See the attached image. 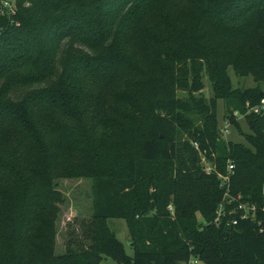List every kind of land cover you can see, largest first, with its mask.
Returning a JSON list of instances; mask_svg holds the SVG:
<instances>
[{
    "label": "trees",
    "instance_id": "1",
    "mask_svg": "<svg viewBox=\"0 0 264 264\" xmlns=\"http://www.w3.org/2000/svg\"><path fill=\"white\" fill-rule=\"evenodd\" d=\"M16 5L0 14V264H264V113H246L264 90L228 75L264 84V0ZM218 100L247 144L221 138ZM72 178L93 181L88 244L57 256L56 181ZM110 219L127 223L132 256Z\"/></svg>",
    "mask_w": 264,
    "mask_h": 264
},
{
    "label": "rangeland",
    "instance_id": "2",
    "mask_svg": "<svg viewBox=\"0 0 264 264\" xmlns=\"http://www.w3.org/2000/svg\"><path fill=\"white\" fill-rule=\"evenodd\" d=\"M228 75L231 78L233 89L245 90L248 88L259 87L264 90L263 83H257L255 77L250 76H239L232 68L229 69ZM203 82L205 89L198 93L197 96L203 97L206 101H209L214 97L212 90V84L209 80L208 74L203 72ZM180 97H188L186 92H179ZM218 122L219 132L221 138L225 141H232L234 143L247 144L240 131L230 125L228 127V133L226 129L227 119L224 117L226 105L224 101L218 100ZM247 114L251 112L249 103H247ZM235 119L239 122L242 130L246 133H250L248 126L245 122L246 115L235 112ZM207 159L202 156L201 164L208 165ZM202 165V166H203ZM92 179L88 178H72V179H60L56 181V188L62 194L63 201L60 204V214L57 221V246L55 254L57 256L66 253V247L68 242L72 239L75 243L88 244L83 238L82 225L90 220L93 215V199H92ZM108 226L110 230L116 235V237L123 243L125 250L128 255L132 256L133 250L130 247V232L127 223L121 219H110L108 220ZM101 264H119L112 258L106 257L103 259ZM203 264V263H197Z\"/></svg>",
    "mask_w": 264,
    "mask_h": 264
},
{
    "label": "built area",
    "instance_id": "3",
    "mask_svg": "<svg viewBox=\"0 0 264 264\" xmlns=\"http://www.w3.org/2000/svg\"><path fill=\"white\" fill-rule=\"evenodd\" d=\"M16 2L17 0H1L0 3V14L2 16H10V14L15 13L16 10ZM251 112L253 113H261L264 112V100H262L261 104L259 106H256L254 108H251ZM230 122L227 121L226 123V129L224 130V132L227 134L228 133V127L230 126ZM194 147H198L197 143L194 144ZM208 165H203V170L206 172V174H211V172L213 171V166L212 163L207 162ZM228 170L230 172H232L234 170V165H229ZM221 180L223 181V184H225L227 186V191L225 193L224 196V201H228V203L232 202L233 199L230 194H229V189H228V185L230 182V176H220ZM232 198V199H231ZM240 199V197L238 198ZM170 210H172V207L169 208ZM239 211H243V217H251L254 218L256 215V211H257V207L255 205H249V204H239L238 205V209ZM236 212V211H235ZM222 215H224V208L223 205L221 204L220 208L217 211V218H216V222H219L220 218L222 217ZM236 223V222H235ZM262 230L264 229V226L261 227ZM199 263L198 260L196 259H191L187 264H197Z\"/></svg>",
    "mask_w": 264,
    "mask_h": 264
},
{
    "label": "water",
    "instance_id": "4",
    "mask_svg": "<svg viewBox=\"0 0 264 264\" xmlns=\"http://www.w3.org/2000/svg\"><path fill=\"white\" fill-rule=\"evenodd\" d=\"M264 112H261V114H263ZM200 162H201V158H200ZM264 226V224H261V227H263Z\"/></svg>",
    "mask_w": 264,
    "mask_h": 264
}]
</instances>
